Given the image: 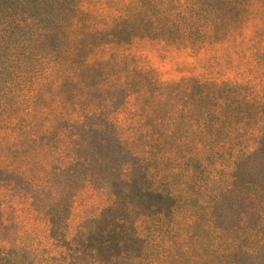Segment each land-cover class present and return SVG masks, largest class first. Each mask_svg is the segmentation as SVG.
I'll list each match as a JSON object with an SVG mask.
<instances>
[{"label": "trees", "instance_id": "trees-1", "mask_svg": "<svg viewBox=\"0 0 264 264\" xmlns=\"http://www.w3.org/2000/svg\"><path fill=\"white\" fill-rule=\"evenodd\" d=\"M101 2L0 0V231L12 193L48 217L59 264H140L208 192V223L232 205L263 235L264 0ZM94 182L112 201L69 237ZM0 264L28 263L0 243Z\"/></svg>", "mask_w": 264, "mask_h": 264}, {"label": "rangeland", "instance_id": "rangeland-1", "mask_svg": "<svg viewBox=\"0 0 264 264\" xmlns=\"http://www.w3.org/2000/svg\"><path fill=\"white\" fill-rule=\"evenodd\" d=\"M37 1L26 0V4L31 6ZM69 1L72 3L80 0ZM97 1H102L97 7L108 6L105 0ZM112 2L119 5L128 0H112ZM42 11L50 12L52 7L47 5ZM256 25V21L248 25L245 33L250 34ZM50 44L54 48L61 46L62 43L55 37ZM188 61L186 64L190 66ZM154 63L164 79L177 80L180 77L179 72L175 71V60L172 58L161 61L155 57ZM112 197L109 190L101 188V182L84 184L73 198L68 221L69 237L76 233L83 222L99 216L111 203ZM1 198L8 225L6 229L0 231L2 239L0 243L20 250L24 261L28 264H59L60 261L53 258L58 256V250L50 236L48 217L24 199H15L12 193H3ZM208 201L209 193L200 192L192 206L185 205L180 210L182 218L173 225L172 229L178 228L180 231L185 230L186 233L177 232L180 238L174 237L173 241L169 242V249L163 248L165 242L162 240L152 239L150 243L148 239L147 255L140 264H264V229L263 235L247 231L245 225L235 218V214L240 215V209L232 205L223 206L219 211L221 216L216 217L214 223H208V219L204 217L209 207ZM193 209L201 213V217L190 223L185 219L184 213ZM225 209L227 216L234 217L233 220L225 218ZM174 230L171 232L173 235L176 234ZM144 233L146 234L147 231ZM118 251L120 252V250L116 252ZM117 261L127 262L126 259Z\"/></svg>", "mask_w": 264, "mask_h": 264}]
</instances>
